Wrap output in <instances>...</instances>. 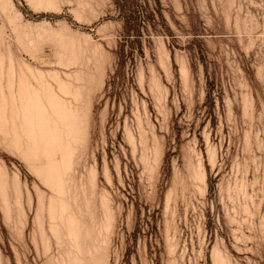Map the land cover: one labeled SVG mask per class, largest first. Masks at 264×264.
<instances>
[{"label":"rangeland","instance_id":"obj_1","mask_svg":"<svg viewBox=\"0 0 264 264\" xmlns=\"http://www.w3.org/2000/svg\"><path fill=\"white\" fill-rule=\"evenodd\" d=\"M0 264H264V0H0Z\"/></svg>","mask_w":264,"mask_h":264},{"label":"water","instance_id":"obj_2","mask_svg":"<svg viewBox=\"0 0 264 264\" xmlns=\"http://www.w3.org/2000/svg\"><path fill=\"white\" fill-rule=\"evenodd\" d=\"M20 5L22 6L23 10L26 12L27 11L26 8L22 4ZM44 15H47V14H44Z\"/></svg>","mask_w":264,"mask_h":264},{"label":"trees","instance_id":"obj_3","mask_svg":"<svg viewBox=\"0 0 264 264\" xmlns=\"http://www.w3.org/2000/svg\"><path fill=\"white\" fill-rule=\"evenodd\" d=\"M126 41H128V40H126ZM130 54H131V53H130ZM130 54H129V55H130ZM129 55H128V56H129Z\"/></svg>","mask_w":264,"mask_h":264}]
</instances>
